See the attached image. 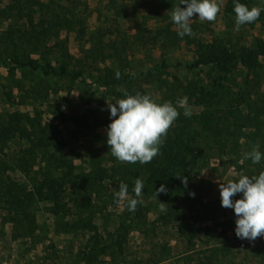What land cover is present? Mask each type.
Returning a JSON list of instances; mask_svg holds the SVG:
<instances>
[{
	"label": "rangeland",
	"instance_id": "1",
	"mask_svg": "<svg viewBox=\"0 0 264 264\" xmlns=\"http://www.w3.org/2000/svg\"><path fill=\"white\" fill-rule=\"evenodd\" d=\"M35 1L1 0L0 31L7 26L22 30L30 26V19L36 23ZM239 2L264 9V0ZM55 5L51 3L45 17L54 14ZM73 6L60 12L73 24L50 36L43 49L46 58L57 66L68 56L83 58L84 47L103 44L107 52L114 43L119 51H126L121 52L124 60L108 58L105 64L120 71L121 77L135 75V83L102 87L95 82L96 72L90 74L89 68L84 80L19 68L0 45V177H9V158L29 145L17 134L9 138V118L13 117L55 125L65 129L67 137V131H75L65 149L73 158L76 175L61 199L66 203L65 211L51 214L49 206L36 198L17 213L20 218L28 211L33 214L23 224L9 221V203L0 186V264H207L214 245L226 247L220 249L222 264H259L257 247L263 240L260 236L256 240L237 238L235 218L230 217L229 208L221 206L219 184L244 175L243 159L230 164L211 142L208 144L196 120L200 112L231 103L229 100L245 89H263L264 54L257 56L256 75L239 65L225 72L207 64L198 68H187L186 64L193 61L197 42L212 38H224L228 48L237 52L254 48L258 41H264V11L253 27L245 24L237 31L234 0H221L216 20L201 21L194 15L190 21L193 34L181 38L171 13L153 14L141 0H80ZM91 66L103 63L96 60ZM152 69V74L138 75ZM212 91L221 97V103L217 98L209 100ZM137 92L173 105L187 97V105L178 107V112L183 115L189 109L192 113L189 128L194 137L188 144L193 157L185 159L183 178L187 183L183 191L161 192L159 197L145 186L146 175L140 173L137 178L144 182L142 195L135 197L134 182L127 185V198L118 200L115 194L123 183L119 165L134 163L119 161L106 143L109 104L124 98L125 93ZM74 115L89 117L88 124L82 129L72 125L68 119ZM177 124L181 125L173 122L168 130ZM26 128L36 133L34 128ZM152 161L161 162L159 154ZM10 174L23 181L27 190L31 188L27 175L18 170ZM131 198L140 200L134 211L127 206ZM88 215L97 227L95 231L80 220ZM122 223L131 224L122 230ZM190 225L194 227L191 237L187 236ZM162 245L169 246L170 253L154 263L152 258L159 255Z\"/></svg>",
	"mask_w": 264,
	"mask_h": 264
},
{
	"label": "trees",
	"instance_id": "2",
	"mask_svg": "<svg viewBox=\"0 0 264 264\" xmlns=\"http://www.w3.org/2000/svg\"><path fill=\"white\" fill-rule=\"evenodd\" d=\"M79 1H35V10L39 14L36 23L30 19V26L22 30L14 31L7 26L0 31V45L4 46L9 61L15 64L16 67L28 68L32 71L40 70L42 74L51 77L67 76L80 80L86 78L85 72L89 68L91 70L90 74L96 72L95 82L102 87H119L125 81L130 84L135 83V75L126 74L122 77L120 75V78L117 79V71L105 64L108 58L117 59L118 61L124 60L121 52L125 53L126 51H119L114 43L111 47H108L111 51L107 52L103 44L98 47H87V49L84 47L83 58L74 59L72 56H68L65 62L57 66L46 58L43 49L50 36H57L59 34L58 30L71 28L70 26L73 24L70 17H67L64 13L60 14V12L64 9L70 11L71 7H74L73 5L76 2L79 3ZM141 1L146 5L148 11L153 14H160L162 11L166 14L172 13V10L180 4V0ZM62 2L67 5H63ZM51 3L57 4L55 9H52L54 14L45 17L44 14L47 15L50 12ZM180 6L185 7V5ZM59 7L61 9H58ZM55 10H57V13ZM254 23L255 21L248 25L253 27ZM76 35H78V29H76ZM31 54L39 58H31ZM262 54H264V41H258L254 48L237 52L228 48L224 38L217 37L209 41L197 42L193 61L186 64V66L187 68H198L200 65L207 64L213 67L216 66L226 72V70L236 68L239 65L249 68L256 75L257 56ZM96 60L103 63V66L92 67L91 65ZM153 70L142 71L138 75L152 74ZM173 93L174 89H171V94ZM215 98H217V102L221 103V97L217 96L216 91H212L209 100L212 102ZM229 101L232 102L223 103L220 107L200 112L196 121H198L208 144L211 142L219 154L228 158L230 164H238L243 159L241 166L243 174L249 177L256 176L264 171V159L260 163L254 164L250 159L245 160L243 158V150L247 153L256 149L264 153V88L245 89ZM88 118L74 115L69 117L68 120L72 125L82 129L88 124ZM174 122L175 124L179 122L181 125L177 124L170 131H167L159 152L161 162L151 161L146 164L136 162L130 165H119V169L122 171L120 180L124 184L133 185L138 174L141 173L146 175L145 186L154 193L161 184L165 186L166 191L164 192L166 193L184 190L185 184L182 183V178L183 173L186 171L185 159L192 155L188 141H191L194 137V132L189 128V116L179 114ZM27 126L34 128L36 133L30 132L26 128ZM63 131L65 129H60L51 124L34 122L29 117L9 118V138L17 134L29 142L27 147L12 155L9 162L6 163L7 168H9V177H0V186L3 185L2 197L9 203V221L23 224L26 223V220L27 222L31 220L33 214L30 211L22 213L21 218L17 216V213L21 214V210L33 203L36 198L44 201L49 206L48 212L51 214H60L63 210H66V203L61 199L65 197V190L74 181L76 175L74 173L73 158L67 154L65 147L69 145V139L74 138L75 131H67L70 137L64 135ZM240 142H242L241 145ZM34 168L37 169L34 170ZM14 170L28 176L31 186L29 190H27L23 181L11 176L10 171ZM157 195L160 197L162 193L157 192ZM238 198H240L238 194L233 197V199ZM229 214L230 217L235 218L232 209H230ZM80 220L85 223V226L90 225L91 231L96 230L97 227L94 226L93 222L91 223L90 215ZM31 223L33 222L30 221ZM130 224L122 223V230H126ZM19 226L21 227V225ZM187 229L189 230L187 236H193V225L187 226ZM259 238L263 240V244L257 247L258 263L264 264V236ZM220 249L226 250V247H218L217 245L211 247V253L206 260L207 264H222L223 258L220 257ZM169 253L170 247L162 245L159 255L153 257L152 260L154 263L160 262ZM86 255L88 256L89 253H86Z\"/></svg>",
	"mask_w": 264,
	"mask_h": 264
},
{
	"label": "clouds",
	"instance_id": "3",
	"mask_svg": "<svg viewBox=\"0 0 264 264\" xmlns=\"http://www.w3.org/2000/svg\"><path fill=\"white\" fill-rule=\"evenodd\" d=\"M180 5H185L181 7ZM221 10V0H180L171 13V19L177 28V34L183 38L191 36L190 21L196 15L201 21H214ZM235 30L240 26L256 21L261 11L260 7H251L234 0ZM116 78H120L119 71ZM187 105V97L178 101L177 105L166 101L157 102L150 94L134 95L125 93L124 98L109 104L110 123L107 126L106 143L111 153L121 162L141 164L150 163L156 157L163 145V138L173 122L179 116L178 107ZM185 116L192 113L186 109ZM250 159L252 163H260L264 159V153L253 149L243 157ZM179 177V175H178ZM182 183H187V178H182ZM144 182L137 178L133 191L135 197L142 195ZM127 184L121 183L116 198H127ZM163 184L157 192H164ZM221 206L230 208L235 214L234 232L237 238L255 240L258 236H264V171L258 175L249 177L241 175L237 180H228L219 184ZM237 194L240 198L233 199ZM194 195V193H192ZM128 199V210L134 211L140 200ZM162 205L164 202H160Z\"/></svg>",
	"mask_w": 264,
	"mask_h": 264
}]
</instances>
